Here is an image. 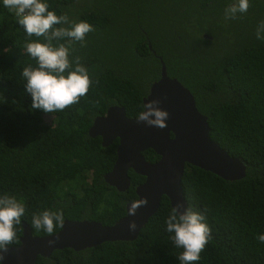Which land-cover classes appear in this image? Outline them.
Returning <instances> with one entry per match:
<instances>
[{"label": "trees", "instance_id": "1", "mask_svg": "<svg viewBox=\"0 0 264 264\" xmlns=\"http://www.w3.org/2000/svg\"><path fill=\"white\" fill-rule=\"evenodd\" d=\"M43 2L57 16H68L70 24L56 27L79 22L93 27L83 46L72 42L69 55L70 61L79 58L92 84L63 111L34 110L22 70L38 65L25 45L48 41L28 36L15 10L0 0V196L24 204L21 222L31 235H53L60 228L52 234L35 229L34 214L62 210L63 220L107 227L124 215L126 203L136 200L134 188L142 177L129 170L123 193L102 180L115 160L117 140L101 148L99 138L90 139L87 130L110 106L122 107L127 119L137 118L141 100L159 78L160 58L166 75L189 91L206 118L209 140L245 168L242 179L228 182L184 166L180 187L186 209L202 213L211 229L194 264H264V243L257 239L264 234V40L256 38L264 22V0H249L248 11L235 19H226L225 10L238 0ZM51 43L68 46L67 38ZM44 116L50 117L48 124ZM142 156L149 163L158 159L149 150ZM170 212L161 197L133 241L106 242L80 252L56 250L34 264H181L183 249L166 231ZM15 231L16 239L7 247L18 245L20 224Z\"/></svg>", "mask_w": 264, "mask_h": 264}, {"label": "water", "instance_id": "2", "mask_svg": "<svg viewBox=\"0 0 264 264\" xmlns=\"http://www.w3.org/2000/svg\"><path fill=\"white\" fill-rule=\"evenodd\" d=\"M202 39L210 38L202 35ZM158 60L159 78L150 85L141 104L143 111L146 103L157 101V107L167 113L165 127H149L138 117L127 119L122 107L110 106L102 116L93 118L87 130L90 139H100L101 148L117 140L115 160L102 176L105 185L117 193L125 192L129 170L144 179L134 189L136 200L125 205L124 216L107 227L92 221H63L55 234L43 237L32 236L30 228L21 222L18 245L0 253L4 257L0 264H34L37 257L45 259L56 250L80 252L106 242L133 241L155 213L161 197L167 199L171 210L177 203L183 205L181 212L186 210L180 187L185 165L223 181L243 178V164L209 140L206 118L197 111L193 97L176 79L166 75L161 59ZM147 150L158 157L157 161H145L142 153ZM130 223H135L134 231L129 230Z\"/></svg>", "mask_w": 264, "mask_h": 264}, {"label": "clouds", "instance_id": "3", "mask_svg": "<svg viewBox=\"0 0 264 264\" xmlns=\"http://www.w3.org/2000/svg\"><path fill=\"white\" fill-rule=\"evenodd\" d=\"M3 5L5 8L15 10L18 24L28 36L43 37L48 41V43L28 42L25 45L27 54L35 59L38 65L36 68L29 65L22 70V76L26 81L25 90L32 99L31 107L50 114L63 111L78 103L80 98L87 94L92 81L78 57L75 61H70V46L72 42H81L83 46L85 36L94 30L93 27L87 22L71 24L70 28L56 27L70 24L68 16H57L55 12L49 11V5L43 0H3ZM249 7V0H238L225 10V18L235 19L237 13H246ZM262 30H264V22L257 27L258 40H264V36L261 35ZM65 38L68 40V46L65 44L52 46L53 40ZM73 64H75L74 70L69 71L65 76L64 73ZM157 104V101L146 103L144 110L138 114V121L149 127H165L167 113L160 110ZM181 208H183L181 203H177L172 208L165 220L166 231L173 234L171 239L175 246L183 249L178 256L181 264H194L200 260V253L211 239V229L204 222L205 216L202 213L195 212L191 208L181 212ZM24 215L23 203L7 194L0 196V253L5 252L7 246L15 241V226L21 223V217ZM63 219L62 210L56 212L46 210L33 215L32 226L52 234L57 225L62 226L63 221H67ZM128 227L130 231H134L136 225L130 223ZM257 239L264 243V234L259 235ZM3 259V255H0V260Z\"/></svg>", "mask_w": 264, "mask_h": 264}, {"label": "rangeland", "instance_id": "4", "mask_svg": "<svg viewBox=\"0 0 264 264\" xmlns=\"http://www.w3.org/2000/svg\"><path fill=\"white\" fill-rule=\"evenodd\" d=\"M43 121L44 123L48 124L50 122V117L44 116Z\"/></svg>", "mask_w": 264, "mask_h": 264}]
</instances>
